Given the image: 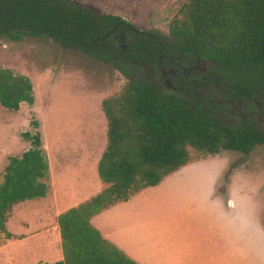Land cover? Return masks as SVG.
Instances as JSON below:
<instances>
[{
	"label": "trees",
	"instance_id": "obj_1",
	"mask_svg": "<svg viewBox=\"0 0 264 264\" xmlns=\"http://www.w3.org/2000/svg\"><path fill=\"white\" fill-rule=\"evenodd\" d=\"M46 38L117 70L120 92L100 101L105 147L97 162L104 188L56 217L62 259L44 264H137L89 223L90 218L152 187L200 155L247 154L264 134L236 110L264 102V0H188L167 34L140 32L118 16L71 0H0V38ZM204 70L191 78L185 69ZM169 70L176 76L166 86ZM194 71V70H193ZM165 74V75H163ZM25 76L0 68V107L31 105ZM22 132L29 147L8 157L0 182V233L12 206L44 198L47 162L37 123Z\"/></svg>",
	"mask_w": 264,
	"mask_h": 264
},
{
	"label": "rangeland",
	"instance_id": "obj_2",
	"mask_svg": "<svg viewBox=\"0 0 264 264\" xmlns=\"http://www.w3.org/2000/svg\"><path fill=\"white\" fill-rule=\"evenodd\" d=\"M71 1L97 14L118 16L140 32L165 36L188 0ZM0 68L25 76L33 95L32 104L22 103L17 111L0 107V182L8 157L19 156L29 147L20 134L33 132L31 121L37 123L46 160L73 154L84 139L104 150L106 121L100 101L117 95L124 85L126 79L117 70L81 52L62 49L50 39L34 37L16 42L0 38ZM187 151L190 161L179 173L167 175L137 202L138 221L181 220L203 231L213 225L217 235H232L233 264H264V146L257 145L247 154ZM227 197L230 206H226ZM35 202L23 201L12 209L8 230L33 236L27 242L9 241L0 233V264H10L9 258L14 264L35 261L38 234L54 237L53 229L43 233L34 222L41 209Z\"/></svg>",
	"mask_w": 264,
	"mask_h": 264
},
{
	"label": "crops",
	"instance_id": "obj_3",
	"mask_svg": "<svg viewBox=\"0 0 264 264\" xmlns=\"http://www.w3.org/2000/svg\"><path fill=\"white\" fill-rule=\"evenodd\" d=\"M74 148L71 155L59 154L46 160L45 182L48 191L44 198L35 199V205L41 209L34 222H38L43 233L47 234L49 228L55 233L52 238L38 234L40 238L33 246L38 251L33 256L35 261L28 262L26 259L23 264H40L42 260L45 263H53L61 260L60 239L56 225L57 215L88 200L104 188L96 171L97 162L102 153L101 148L89 139L78 142ZM176 171L175 174L180 170ZM150 190H153V186L142 189L125 202L102 210L93 215L89 223L103 239L137 264H233L232 235H217L216 229H213L214 226L209 227L210 223L203 224L204 227H209L203 231L193 229L192 223L181 220L169 224L138 221L137 202L144 199L142 198L144 193ZM225 202L226 206L232 204L228 197ZM63 203L65 204L59 206ZM16 206L20 204L12 206L5 228L7 232L18 237L11 241H26L33 236L30 232L17 234L8 230L12 219V209ZM27 249H30L29 245ZM9 263L14 264L12 258H9Z\"/></svg>",
	"mask_w": 264,
	"mask_h": 264
},
{
	"label": "flooded vegetation",
	"instance_id": "obj_4",
	"mask_svg": "<svg viewBox=\"0 0 264 264\" xmlns=\"http://www.w3.org/2000/svg\"><path fill=\"white\" fill-rule=\"evenodd\" d=\"M194 70V71H193ZM186 76H190L191 78H197L200 74H204V70H197V69H185L183 70ZM169 78L166 80V86L172 90H174L173 85L170 84L172 78L176 76L175 70H169L168 72ZM165 75V74H163ZM259 109L253 112H244L243 109L236 110L234 116L238 119L243 121L251 122L255 126L258 127L259 131L264 134V102L258 107Z\"/></svg>",
	"mask_w": 264,
	"mask_h": 264
}]
</instances>
